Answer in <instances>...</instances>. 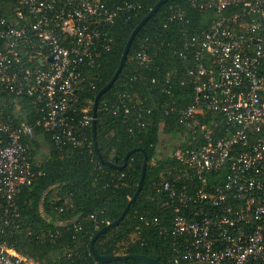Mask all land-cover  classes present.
Masks as SVG:
<instances>
[{
	"label": "built area",
	"instance_id": "obj_1",
	"mask_svg": "<svg viewBox=\"0 0 264 264\" xmlns=\"http://www.w3.org/2000/svg\"><path fill=\"white\" fill-rule=\"evenodd\" d=\"M189 2L217 16L207 26L181 29L174 47L180 61L162 87L166 113L176 111L192 145L175 149L181 165L169 170L174 177L155 183L173 204L170 224L161 227L174 239L169 260L264 264V0ZM140 7L130 0L115 6L104 0H10L4 13L0 0V90L29 95L42 112L38 124L59 147L85 145L93 100L79 106L76 91L85 72L97 73L112 49L108 27L128 21ZM168 9L169 19L185 16L179 5ZM147 40L134 52L142 66L154 58ZM178 87L186 88V104L177 99ZM117 100L115 112L133 109L136 121L148 124L142 110L150 114L152 107L137 105L129 91ZM33 133L27 120L0 111V264H44L3 239L19 226L17 194L41 173L24 141ZM220 171L223 180L210 182L208 175ZM95 221L98 227L104 220Z\"/></svg>",
	"mask_w": 264,
	"mask_h": 264
},
{
	"label": "trees",
	"instance_id": "obj_2",
	"mask_svg": "<svg viewBox=\"0 0 264 264\" xmlns=\"http://www.w3.org/2000/svg\"><path fill=\"white\" fill-rule=\"evenodd\" d=\"M1 1L4 13L8 12L10 0ZM104 1L115 6L124 0ZM130 1L139 2L141 7L128 21L120 19L108 27L113 39L112 49L102 56L97 73L85 72L76 91L79 106L88 99L94 101L96 93L111 79L132 30L158 0ZM171 4L181 6L185 16L169 19ZM216 16L215 11L192 7L189 0H168L138 32L120 75L102 95L98 107L97 136L103 158L108 160L116 154V162L122 164L127 152L137 148L123 168L100 160L94 146L92 125L85 131V145L59 147L51 133L38 124L42 112L34 108L29 95L16 96L0 90V111L13 114L17 120H27L34 126V133L26 136L24 141L31 161L41 171L17 194L19 226L3 234L9 245L44 264H141L137 258L99 260L92 253L90 244L101 227L122 214L133 196L141 176L145 150L149 161L139 195L121 221L95 240V248L101 254H158L164 264H190L187 260L179 263L169 260L175 252L174 239L161 232V227L170 224L173 218V204L166 194L156 192L155 183L163 177L173 178L174 173L169 170L181 163L174 152L159 157L160 134L166 132L175 139L184 135L176 148L192 146L176 111L166 113L163 104L168 101V96L162 87L167 72L180 61L174 47L181 40V29L207 26ZM145 38H148V49L154 52L148 66L140 65L134 58L139 42ZM124 91L135 95L137 105L153 108L150 114L142 110L145 118H150L148 124H139L133 109L129 113L123 109L114 111L117 98ZM177 94L179 102L186 104V88L178 87ZM44 146H48V150L43 159L38 160L37 155ZM223 172L208 175L210 182H221ZM92 213L98 220H104L98 227ZM142 216L150 223L146 224Z\"/></svg>",
	"mask_w": 264,
	"mask_h": 264
},
{
	"label": "water",
	"instance_id": "obj_3",
	"mask_svg": "<svg viewBox=\"0 0 264 264\" xmlns=\"http://www.w3.org/2000/svg\"><path fill=\"white\" fill-rule=\"evenodd\" d=\"M168 0H158L156 2V4L144 15V17L139 21V23L134 27V29L132 30L129 38L127 39L126 45L124 47L121 59H120V63L116 69V71L114 72L113 76L111 77V79L96 93L95 97H94V101H93V119H92V133H93V141H94V146L95 149L98 153V156L100 158V160L103 163H107L110 166L116 167V168H123L127 165L128 159L130 157V155L136 151L137 148H133L130 151L127 152V154L124 156V160L122 164H118L116 162L118 156L116 154H114L110 159L106 160L103 158V156L101 155L100 152V148H99V144H98V136H97V124H98V107H99V102L100 99L102 97V95L108 91L112 85L114 84V82L116 81V79L118 78V76L120 75L126 60L128 58L131 46L136 38V36L138 35V32L142 29V27L145 25V23L154 15L157 13V11L160 9V7L167 2ZM52 58V57H51ZM148 154L147 152L144 150V161H143V166H142V172H141V176L137 185V188L133 194V196L130 198L128 204L126 205V207L124 208L122 214L116 218L115 220H112L110 222H108L106 225H104L103 227H101L93 236L92 240H91V244H90V249L92 251V253L94 254V256L102 261L105 262H110V261H114V260H126L129 258H137L141 260V264H164V262L161 260L160 255H147V254H143V253H126V254H101L99 253L96 248H95V240L97 238H99L102 234H104L109 228H111L112 226L117 225L121 219L126 215L127 211L129 210L131 203L134 202L137 198V196L139 195L144 182H145V178H146V174H147V168H148Z\"/></svg>",
	"mask_w": 264,
	"mask_h": 264
},
{
	"label": "rangeland",
	"instance_id": "obj_4",
	"mask_svg": "<svg viewBox=\"0 0 264 264\" xmlns=\"http://www.w3.org/2000/svg\"><path fill=\"white\" fill-rule=\"evenodd\" d=\"M184 139V135L178 136L177 139L173 138L170 134L166 132H161L160 134V145H159V157L164 158L169 154L173 153L176 149V146ZM48 146H44L41 151L38 153V160H42L45 152H47ZM156 161V159H154ZM56 192V191H55ZM54 192V193H55ZM53 193V194H54ZM55 195V194H54Z\"/></svg>",
	"mask_w": 264,
	"mask_h": 264
}]
</instances>
